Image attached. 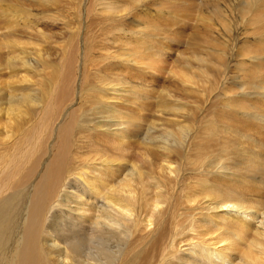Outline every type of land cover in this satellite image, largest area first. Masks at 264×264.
I'll use <instances>...</instances> for the list:
<instances>
[{"label":"bare ground","instance_id":"obj_1","mask_svg":"<svg viewBox=\"0 0 264 264\" xmlns=\"http://www.w3.org/2000/svg\"><path fill=\"white\" fill-rule=\"evenodd\" d=\"M33 1L36 10L64 0ZM250 2L249 9L264 12V0ZM40 32V42L54 39ZM18 38L12 43L17 53L9 49L4 69L0 63V264H264V155L252 153L261 147L264 128L247 124L242 113L250 114V106L237 100L235 113L224 120L227 129H198L204 97L187 102L163 93L156 104L163 110L150 115L143 129L129 108L124 81L113 77L81 89L93 93L91 99L86 94L90 100L67 112L76 62L67 65L71 55L52 41L46 47L54 57L45 46ZM263 45L256 55L264 53ZM149 55L148 48L126 52L122 61L135 65ZM180 81L197 91L192 76L180 75ZM261 90L264 95V84ZM257 109L254 117L260 118ZM143 132L142 143L131 141ZM236 138L239 143L230 142ZM245 141L249 155L241 150Z\"/></svg>","mask_w":264,"mask_h":264},{"label":"rangeland","instance_id":"obj_2","mask_svg":"<svg viewBox=\"0 0 264 264\" xmlns=\"http://www.w3.org/2000/svg\"><path fill=\"white\" fill-rule=\"evenodd\" d=\"M73 1L64 0L61 2L62 4L58 5L59 7L56 5L54 7L52 5L44 6V4L40 3L37 6L35 5L37 7H35V10L33 7L35 1L33 0H0V38L3 40L0 39V42L6 44V41L10 39L8 46L11 47L12 45V48H7L8 46H2L4 43L0 44L2 48L5 47L4 51L0 48V55L2 56L0 63H2L3 69L6 60L5 52L8 55L10 50L17 49L13 47V41L16 40V37H19L18 41L20 42V38H24L22 42L26 40V42L40 44L45 47L52 41L54 47H60L66 51V54L71 55L72 59L68 56L67 65L72 66L71 63H74V61L77 64V74L74 78L76 85L71 84L70 86V98L73 97L74 102L72 101V107L67 112L77 110L80 104L82 106L87 100L91 99L90 97L93 93H85L84 95L81 89L91 90L95 81L98 82L97 86H99V82H102L103 79H113V77L117 79L119 77L124 81L123 86L127 96L130 97L129 108L142 121L143 129L149 128V121L156 115L157 110L162 109L158 107V103L163 100L164 94L167 93L179 100L180 98L185 99L184 101L187 102H192V96L204 97L203 99L200 98L202 106H200L201 108L197 114V123L195 121V126L198 129H206L209 125L221 130L227 129L229 124L224 120L229 118L230 113H235L232 106L238 101L252 108L251 113L248 114L252 120L248 115L242 113L245 117L247 116L248 120L246 119V122L247 124L250 123L248 124L250 128H252L251 126L264 128L262 126L264 125V108H262L264 107V95L261 90V86L264 84V53L256 55L258 44L262 41L264 42V12H257L255 7L249 9L250 0ZM23 8L26 10L25 12L22 11L24 10ZM44 9L46 12L43 11ZM16 10L18 11L16 12ZM29 10L32 12L29 13ZM27 13L31 14V16L29 17ZM17 15L19 18L21 17L20 19L18 18V22L16 20ZM52 16L56 18V21L53 20ZM21 19L22 21L20 22ZM11 24L14 25V28L19 29L18 31L12 30V33L15 32V34L13 33L14 35L11 31L9 32L10 29H14ZM32 24L34 25L33 27L29 26ZM24 26H26L27 30ZM1 32L4 34L6 32L10 37L6 36V34L3 35ZM39 32L44 35H48V33L54 34V39L52 37L50 40L46 38L45 40L48 42H40L39 38L42 36H40ZM158 32L159 34L157 35ZM34 35H37L39 42H35L37 39ZM29 37L32 38L29 40ZM16 46L18 45L16 44ZM48 48L46 47V49ZM123 48L124 50H122ZM125 48H128L127 51ZM147 48L150 52V55L147 56L148 58L142 57V59L135 60L138 64L141 62L143 66L129 62L131 65L122 61V59L127 58L125 56L126 52L143 51ZM259 49L264 51V45L260 46ZM15 51L17 53V50ZM15 51L13 50L10 53L16 54ZM47 51L50 54L52 53L54 57V52L51 48ZM155 52H158V54ZM247 52L251 54L249 55ZM193 53L194 55H191ZM196 57L200 62L196 60ZM249 58L252 61L255 60L256 64L252 63ZM126 64L127 66H125ZM109 66L111 67L110 69ZM180 75L192 76L199 85L197 91L194 90V92L183 86L180 83ZM78 91L80 96V93L83 94L80 99ZM186 92L191 94H186ZM61 93L62 91L59 92V94ZM86 94L90 99L86 98L87 100L85 101ZM229 97L230 99H228ZM148 103H152L153 106L151 104V106L148 105ZM189 105L190 109L195 107L194 104ZM145 107L148 109L144 110ZM256 109L262 113L260 118L263 121L259 117V119L254 117V110ZM60 117L58 121L61 119ZM256 120L259 121L257 122ZM144 132L140 138L132 135L131 141L138 144L142 143ZM49 136L50 134L47 131L41 139V147L43 149L46 148L49 142ZM250 137L253 136L250 135ZM233 141L240 142L238 138L230 140L232 143ZM259 142L261 147L257 148V150H252V153H258L256 151L260 152L261 150L264 155V139L259 140ZM83 144L88 146V142L85 140H83ZM241 146L243 152L246 150L248 155L251 153L249 141H245ZM216 148H213L215 150L214 153L220 154L219 147ZM86 152H88L87 149L82 151V153ZM47 154H50V151ZM43 158V161L47 160V156H43ZM12 246L13 241H10L7 244V249L11 250Z\"/></svg>","mask_w":264,"mask_h":264}]
</instances>
